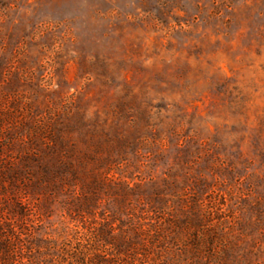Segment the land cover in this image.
<instances>
[{"label":"rangeland","instance_id":"374dc122","mask_svg":"<svg viewBox=\"0 0 264 264\" xmlns=\"http://www.w3.org/2000/svg\"><path fill=\"white\" fill-rule=\"evenodd\" d=\"M0 264H264V0H0Z\"/></svg>","mask_w":264,"mask_h":264}]
</instances>
